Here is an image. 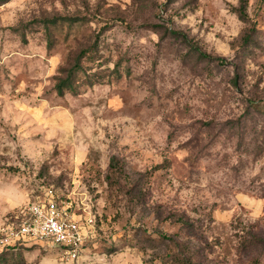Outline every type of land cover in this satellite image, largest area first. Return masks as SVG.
I'll list each match as a JSON object with an SVG mask.
<instances>
[{"label": "rangeland", "instance_id": "obj_1", "mask_svg": "<svg viewBox=\"0 0 264 264\" xmlns=\"http://www.w3.org/2000/svg\"><path fill=\"white\" fill-rule=\"evenodd\" d=\"M238 4H0V228L47 186L96 218L78 259L34 246L8 261L264 264L263 242L243 246L264 238V0L247 21ZM83 49L98 77L59 94Z\"/></svg>", "mask_w": 264, "mask_h": 264}, {"label": "built area", "instance_id": "obj_2", "mask_svg": "<svg viewBox=\"0 0 264 264\" xmlns=\"http://www.w3.org/2000/svg\"><path fill=\"white\" fill-rule=\"evenodd\" d=\"M74 198L60 194L54 186L44 187L0 228V249L34 243L78 259L96 233V218L87 202Z\"/></svg>", "mask_w": 264, "mask_h": 264}, {"label": "trees", "instance_id": "obj_3", "mask_svg": "<svg viewBox=\"0 0 264 264\" xmlns=\"http://www.w3.org/2000/svg\"><path fill=\"white\" fill-rule=\"evenodd\" d=\"M5 1L6 0H0V4L5 2ZM233 10L239 15L241 20H243V21L248 20L249 17L247 14V0H239L238 6L234 7ZM194 50L201 59H207V60H213L214 59V60L219 61L220 63L225 62L224 57H219V56L218 57H212L211 55L201 51L196 46H194ZM89 51H90L89 49L81 50L79 52V54L77 55L76 59L74 60V63H72L71 66L64 67L61 69L62 74L57 77L58 80H57V83L55 85V88L59 94L63 95L67 89L72 90L73 92H77L79 84H80V81L78 79L80 72H82L86 76V79L95 80L96 74L95 73H88V71L86 70V67L82 61V59L88 54ZM97 77L98 76H96V78ZM92 82H94V81H92ZM234 83H236V81ZM249 241L250 242L248 244L243 245L245 248L254 245V243L255 244H261L262 242L264 243V238H261L260 236H257V235H253L252 239ZM34 246H36L39 249H42L44 251H47L43 246H41L39 244L18 243L14 246L0 249V264H12L10 261H8V259H6V257L4 256V253L9 252L12 249L14 250V249H18L21 247L32 248ZM187 260H188V258L182 259L181 257H179V258L176 257L175 263L176 264H194L191 260L188 261L189 262L188 263ZM13 264H17V263H13ZM18 264H20V263H18Z\"/></svg>", "mask_w": 264, "mask_h": 264}]
</instances>
